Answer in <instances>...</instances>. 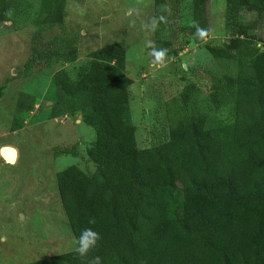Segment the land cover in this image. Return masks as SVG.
<instances>
[{
	"label": "trees",
	"instance_id": "trees-1",
	"mask_svg": "<svg viewBox=\"0 0 264 264\" xmlns=\"http://www.w3.org/2000/svg\"><path fill=\"white\" fill-rule=\"evenodd\" d=\"M63 3L46 0L37 13L30 0H0V25L63 26ZM153 18V50L171 44L164 32L193 44L212 35L208 0H153ZM262 23L264 0H225L226 36L205 44L215 64L203 69L207 81L177 68L184 85L158 104L163 133L146 147L137 146L129 121L130 81L111 64L123 61L122 43L107 45L75 77L56 73L55 86L83 104L82 120L95 133L86 149L95 173L66 166L55 174L58 196L75 241L86 228L99 240L88 258L73 249L47 264H88L95 256L102 264H264ZM76 51L74 35L37 56L65 60ZM35 58L33 48L25 67Z\"/></svg>",
	"mask_w": 264,
	"mask_h": 264
},
{
	"label": "rangeland",
	"instance_id": "rangeland-1",
	"mask_svg": "<svg viewBox=\"0 0 264 264\" xmlns=\"http://www.w3.org/2000/svg\"><path fill=\"white\" fill-rule=\"evenodd\" d=\"M30 1L32 9L42 13L46 0ZM208 8L212 35L193 44L183 42L176 31L164 32L171 44L164 49L163 61L156 63L152 56L153 0H64L63 26L1 23L0 147L12 145L18 156L12 164L0 156V264H47L50 255L76 247L55 174L68 165L95 173L86 154L95 133L82 120L83 104L64 97L55 86L56 73L64 70L75 77L82 65L102 58L107 45L122 43L123 61L111 64L130 81L128 116L135 127L136 144L149 146L163 133L164 123L155 113L158 104L184 85L177 68L190 69L189 79L196 78L192 72L207 81L203 69L215 65L205 44L226 36L225 0H208ZM256 34L264 40V23ZM74 35V56L65 60L57 55L37 56L49 54L62 39ZM262 44L258 42L259 49ZM33 48L36 58L25 67ZM29 104L33 105L28 112L19 110Z\"/></svg>",
	"mask_w": 264,
	"mask_h": 264
},
{
	"label": "clouds",
	"instance_id": "clouds-1",
	"mask_svg": "<svg viewBox=\"0 0 264 264\" xmlns=\"http://www.w3.org/2000/svg\"><path fill=\"white\" fill-rule=\"evenodd\" d=\"M161 19H163L161 17ZM155 21L152 23V28H155ZM198 35L203 36L204 32L201 30H197ZM165 55L164 50H154L152 52V56L154 57L153 63L162 62ZM99 240V235L92 231L91 229H84L78 240L76 241L75 251L81 258H88V254L91 249H94L97 246V241ZM88 264H102L101 258L99 256L92 257Z\"/></svg>",
	"mask_w": 264,
	"mask_h": 264
},
{
	"label": "water",
	"instance_id": "water-1",
	"mask_svg": "<svg viewBox=\"0 0 264 264\" xmlns=\"http://www.w3.org/2000/svg\"><path fill=\"white\" fill-rule=\"evenodd\" d=\"M0 156L2 159L9 164H12L16 160V149L12 145H3L0 147Z\"/></svg>",
	"mask_w": 264,
	"mask_h": 264
},
{
	"label": "crops",
	"instance_id": "crops-1",
	"mask_svg": "<svg viewBox=\"0 0 264 264\" xmlns=\"http://www.w3.org/2000/svg\"><path fill=\"white\" fill-rule=\"evenodd\" d=\"M16 153H17V156H18V152H17V149H16ZM17 156H16V160H17ZM16 160H15V161H16Z\"/></svg>",
	"mask_w": 264,
	"mask_h": 264
},
{
	"label": "bare ground",
	"instance_id": "bare-ground-1",
	"mask_svg": "<svg viewBox=\"0 0 264 264\" xmlns=\"http://www.w3.org/2000/svg\"><path fill=\"white\" fill-rule=\"evenodd\" d=\"M15 163V162H14Z\"/></svg>",
	"mask_w": 264,
	"mask_h": 264
}]
</instances>
